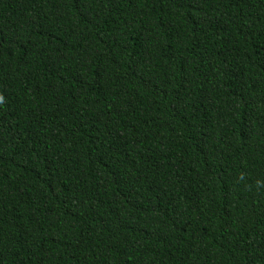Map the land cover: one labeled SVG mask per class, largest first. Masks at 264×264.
I'll list each match as a JSON object with an SVG mask.
<instances>
[{"label":"trees","instance_id":"obj_1","mask_svg":"<svg viewBox=\"0 0 264 264\" xmlns=\"http://www.w3.org/2000/svg\"><path fill=\"white\" fill-rule=\"evenodd\" d=\"M0 264H264V0H0Z\"/></svg>","mask_w":264,"mask_h":264}]
</instances>
